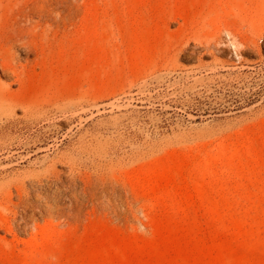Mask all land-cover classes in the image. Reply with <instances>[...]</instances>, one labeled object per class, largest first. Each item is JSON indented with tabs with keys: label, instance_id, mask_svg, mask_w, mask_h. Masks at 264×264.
I'll return each instance as SVG.
<instances>
[{
	"label": "rangeland",
	"instance_id": "obj_1",
	"mask_svg": "<svg viewBox=\"0 0 264 264\" xmlns=\"http://www.w3.org/2000/svg\"><path fill=\"white\" fill-rule=\"evenodd\" d=\"M0 264H264V0H0Z\"/></svg>",
	"mask_w": 264,
	"mask_h": 264
}]
</instances>
